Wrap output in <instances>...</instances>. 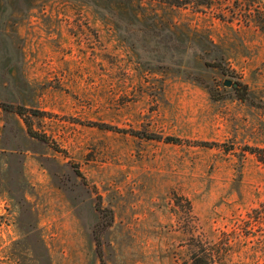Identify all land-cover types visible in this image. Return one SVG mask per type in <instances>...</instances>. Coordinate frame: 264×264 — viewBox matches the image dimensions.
<instances>
[{
  "label": "rangeland",
  "instance_id": "1",
  "mask_svg": "<svg viewBox=\"0 0 264 264\" xmlns=\"http://www.w3.org/2000/svg\"><path fill=\"white\" fill-rule=\"evenodd\" d=\"M248 15L0 0L3 264H178L193 236L264 264L249 151L264 149V28Z\"/></svg>",
  "mask_w": 264,
  "mask_h": 264
},
{
  "label": "trees",
  "instance_id": "2",
  "mask_svg": "<svg viewBox=\"0 0 264 264\" xmlns=\"http://www.w3.org/2000/svg\"><path fill=\"white\" fill-rule=\"evenodd\" d=\"M120 1V0H119ZM124 1V0H122ZM139 3L143 2H149V3H159L162 5H166L169 7H192L197 12H214L216 13V17L224 22H233L235 19L234 14L237 12H245L249 13L247 16V23L250 24L251 22L260 23L264 28V11L260 10L258 6L256 5V2L254 0H229L230 2L226 5H224L221 0H137ZM232 1V2H231ZM241 3H244L245 5H241ZM246 7L245 9L243 7ZM227 7H230L229 11L233 14L232 16H229ZM138 10H142L143 6L142 4L137 5ZM238 10V11H237ZM116 13V12H115ZM131 14V12L129 13ZM219 69H221L224 72V67L219 63V66H215ZM246 87H243L242 84L238 88H235L236 91L240 92V99L242 101H253L252 98L249 96V93L246 90ZM208 91L212 97L213 100H216L213 92L211 89L208 88ZM21 116H24L23 112H18ZM29 133L32 137H35L43 142H48V138L46 136H42L40 134H37L34 132L32 124L27 122ZM168 142L171 143H178L180 140L178 138H167ZM53 147L57 151H59L56 146ZM252 154H255L258 159L264 164V149H256L251 148L249 150ZM81 175V174H80ZM180 199L176 198V206H179ZM188 205L191 209V202L188 201ZM257 212H259L260 215L264 216V209H257ZM229 243L225 242L224 239H220L219 241L215 242H208L204 238H201L200 236H193L192 238V244H190V261L188 262H180L178 264H230L232 252L228 250ZM0 264H3V260L0 259Z\"/></svg>",
  "mask_w": 264,
  "mask_h": 264
},
{
  "label": "water",
  "instance_id": "3",
  "mask_svg": "<svg viewBox=\"0 0 264 264\" xmlns=\"http://www.w3.org/2000/svg\"><path fill=\"white\" fill-rule=\"evenodd\" d=\"M225 85L226 86H233L234 88H238L240 86V84L238 82H234L233 80H226L225 81Z\"/></svg>",
  "mask_w": 264,
  "mask_h": 264
}]
</instances>
